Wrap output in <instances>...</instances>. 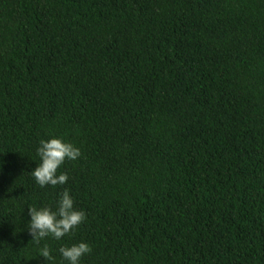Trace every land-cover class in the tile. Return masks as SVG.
I'll list each match as a JSON object with an SVG mask.
<instances>
[{"label":"trees","instance_id":"obj_1","mask_svg":"<svg viewBox=\"0 0 264 264\" xmlns=\"http://www.w3.org/2000/svg\"><path fill=\"white\" fill-rule=\"evenodd\" d=\"M51 138L81 156L41 187ZM65 190L85 222L31 242ZM81 242L79 264H264V0H0V264Z\"/></svg>","mask_w":264,"mask_h":264},{"label":"clouds","instance_id":"obj_2","mask_svg":"<svg viewBox=\"0 0 264 264\" xmlns=\"http://www.w3.org/2000/svg\"><path fill=\"white\" fill-rule=\"evenodd\" d=\"M37 154L41 159V163L31 175L39 186L51 185L55 187L67 183L69 179L67 173L57 175L58 169L65 160L74 161L79 158L81 151L71 143H66L58 138H51L40 141ZM28 211L31 217L28 231L33 238L31 242L36 244L49 236L60 240L71 234L86 220V213L74 208V201L67 190L61 194L56 211L49 207L40 208L39 210L36 207H29ZM91 251V247L84 242L72 246H63L59 249L63 259L68 261L69 264H79L80 259L84 255L90 254ZM39 255L48 262L54 259L47 244L40 249Z\"/></svg>","mask_w":264,"mask_h":264}]
</instances>
